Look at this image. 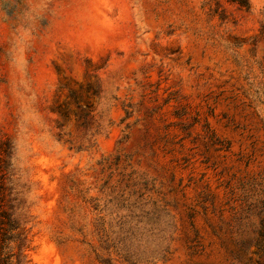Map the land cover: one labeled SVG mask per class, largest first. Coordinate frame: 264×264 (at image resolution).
<instances>
[{
	"label": "rangeland",
	"instance_id": "1",
	"mask_svg": "<svg viewBox=\"0 0 264 264\" xmlns=\"http://www.w3.org/2000/svg\"><path fill=\"white\" fill-rule=\"evenodd\" d=\"M0 180L32 264H264V0H0Z\"/></svg>",
	"mask_w": 264,
	"mask_h": 264
},
{
	"label": "trees",
	"instance_id": "2",
	"mask_svg": "<svg viewBox=\"0 0 264 264\" xmlns=\"http://www.w3.org/2000/svg\"><path fill=\"white\" fill-rule=\"evenodd\" d=\"M31 224L26 200L0 180V264H32L27 253Z\"/></svg>",
	"mask_w": 264,
	"mask_h": 264
}]
</instances>
